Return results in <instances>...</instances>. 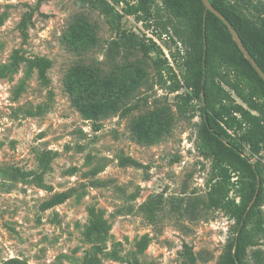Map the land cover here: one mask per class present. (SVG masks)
<instances>
[{
	"label": "rangeland",
	"instance_id": "rangeland-1",
	"mask_svg": "<svg viewBox=\"0 0 264 264\" xmlns=\"http://www.w3.org/2000/svg\"><path fill=\"white\" fill-rule=\"evenodd\" d=\"M109 1L121 12L126 1L132 2ZM251 1L264 8V0ZM37 2L0 0V264L10 260V264H182L184 244L192 249L197 264H216L234 220L216 207L201 205L198 218L181 213L183 197L206 198L208 190L211 160L198 148L200 104L193 101V117L180 115L176 94L187 90L169 92L167 71L161 80L152 64L158 57L167 58L181 79L182 67L171 55L175 44L134 16L122 17L123 28L155 45L148 54L139 50L128 59L121 49L115 61L143 59L148 80L135 93L137 108L123 117L117 113L102 118L95 128L70 104L63 79L80 61L107 69L108 42L117 35L103 14L79 0ZM27 11L32 17L23 38L19 22ZM80 11L100 37L99 45L83 55L62 41L71 17ZM15 52L26 60L14 61ZM37 57L50 62L46 81L27 61ZM234 99L246 106L236 95ZM166 102L177 117L170 133L152 144L138 142L130 129L131 118ZM48 150L53 157L44 174L47 188L9 177L8 171L15 167L39 171L37 156ZM258 158L264 164V146L251 160ZM125 159L129 161L122 164ZM69 189L73 191L65 201L41 208L53 193ZM159 195L161 207L151 222L142 205ZM90 206L103 210L110 223L103 238L86 235ZM261 212L264 220V204ZM143 238L146 244L140 248ZM254 248H260L264 257V231Z\"/></svg>",
	"mask_w": 264,
	"mask_h": 264
},
{
	"label": "trees",
	"instance_id": "trees-1",
	"mask_svg": "<svg viewBox=\"0 0 264 264\" xmlns=\"http://www.w3.org/2000/svg\"><path fill=\"white\" fill-rule=\"evenodd\" d=\"M79 1L103 14L117 37L108 42L104 61L107 69L83 61L69 67L63 82L70 104L82 118L93 121L95 128L99 127L98 121L102 118L117 113L123 117L138 107L133 99L137 89L148 80V64L141 58L121 63L115 59L121 49L124 59L139 50L148 54L155 42L150 40L151 43L146 44L138 34L123 28L121 19L124 15L134 16L148 29L151 26V31L157 35H166L171 39L177 47L171 55L182 67L181 79L171 70L167 58L158 57L152 60V64L161 80L164 70L167 71L169 92L180 88L187 90L176 94L180 98L176 103L180 115L193 117V101L198 100L201 118L197 129L198 148L211 160L206 198L183 197L181 213L192 219L198 218L201 205L202 209L216 207L234 220L231 236L216 264H248L247 256L253 264H264L262 250L254 248L264 231L261 212L264 204V164L259 158L251 160L260 155L264 146V80L244 57L226 24L212 11L206 10L202 0H132L125 2L122 12L109 0ZM113 1L118 3L121 0ZM209 1L231 24L264 72V8L251 0ZM31 17L32 11H27L19 22L23 38L27 36V23ZM62 41L70 50L83 55L99 45L100 37L84 11H80L71 17ZM179 43L181 47L177 46ZM14 57V61L26 60L24 56H16V52ZM27 61L46 81L49 60L37 57ZM234 95L246 106L237 102ZM261 97L263 99L259 101ZM176 118L166 102L133 116L130 129L138 142L152 144L170 133ZM245 149H248V154H245ZM52 157V152L43 151L37 156L39 171L15 167L8 171V175L11 179H23L47 188L44 174L51 167ZM128 161L125 159L121 163ZM232 190L233 196L230 195ZM72 191L53 193L42 202L41 208L62 203ZM160 197H153L142 205L151 222L161 207ZM88 214L90 221L86 235L103 238L110 229L103 210L90 206ZM145 244L143 238L139 247L143 248ZM248 248H252L249 254ZM182 256V264H197L196 256L187 244H184ZM10 261L2 264H10Z\"/></svg>",
	"mask_w": 264,
	"mask_h": 264
},
{
	"label": "water",
	"instance_id": "water-1",
	"mask_svg": "<svg viewBox=\"0 0 264 264\" xmlns=\"http://www.w3.org/2000/svg\"><path fill=\"white\" fill-rule=\"evenodd\" d=\"M202 1H203L204 5H205V9L206 10L212 11L217 17H219L226 24L228 30L230 31L234 41L236 42V44L238 45L239 49L243 53L244 57L251 63V65L257 71L259 76L264 80V72L260 69V67L257 65V63L254 60V58L247 51L246 47L243 45L241 39L239 38V36L237 35L236 31L231 26V24L226 20V18L215 7L212 6V4L210 3L209 0H202Z\"/></svg>",
	"mask_w": 264,
	"mask_h": 264
}]
</instances>
